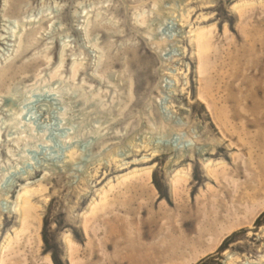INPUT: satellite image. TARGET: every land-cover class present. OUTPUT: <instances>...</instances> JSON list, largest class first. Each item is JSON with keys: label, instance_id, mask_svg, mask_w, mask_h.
<instances>
[{"label": "rangeland", "instance_id": "1", "mask_svg": "<svg viewBox=\"0 0 264 264\" xmlns=\"http://www.w3.org/2000/svg\"><path fill=\"white\" fill-rule=\"evenodd\" d=\"M2 251L264 264V0H0Z\"/></svg>", "mask_w": 264, "mask_h": 264}, {"label": "bare ground", "instance_id": "2", "mask_svg": "<svg viewBox=\"0 0 264 264\" xmlns=\"http://www.w3.org/2000/svg\"><path fill=\"white\" fill-rule=\"evenodd\" d=\"M193 39H194V43H195V48L198 52V57L200 58L202 56V54L206 53L208 50H209V46L210 44L208 43V38L206 37V33L204 31H198L195 36H193ZM148 71V70H147ZM143 72V71H142ZM146 81V80H145ZM204 94L205 96L207 97V99L210 100V104L209 106L213 109L214 111V114L219 116L220 115V112L222 111L221 108H218V106L215 104V97L213 96L212 94V91L211 90H204ZM205 97V98H206ZM220 120V119H219ZM222 123H224L223 120H220ZM218 170L221 171V174L223 175L224 173V169L223 167H210L208 169H206L207 171V175L210 177V178H214L215 180H217V175H218ZM146 177V176H145ZM181 180L182 179H175L173 180V188L177 189L180 185H181ZM182 181H185V179H183ZM30 208H27L25 210H22V216H21V229L23 230V232H26L29 230V227L32 225V219H35V215L30 213ZM30 232V231H29ZM29 237V235H28ZM69 247L71 245V243H68ZM173 246V245H172ZM71 249V248H70ZM0 264H4V251L0 252ZM172 254L175 253V251L173 252V248H172V251H171ZM160 255V254H159ZM144 257V256H143ZM168 258V257H166ZM138 259V258H137ZM170 258L167 260L169 261ZM142 261V260H140ZM166 261V260H165ZM135 262V261H134ZM143 262V261H142ZM136 263V262H135ZM138 263V262H137ZM146 263V261H145ZM139 264H141L139 262Z\"/></svg>", "mask_w": 264, "mask_h": 264}]
</instances>
